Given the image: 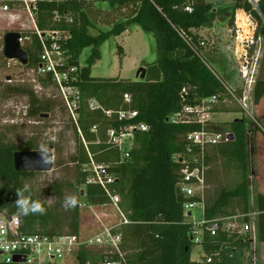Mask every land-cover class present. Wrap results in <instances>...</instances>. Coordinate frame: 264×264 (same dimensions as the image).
<instances>
[{
	"label": "trees",
	"instance_id": "16d2710c",
	"mask_svg": "<svg viewBox=\"0 0 264 264\" xmlns=\"http://www.w3.org/2000/svg\"><path fill=\"white\" fill-rule=\"evenodd\" d=\"M92 3L108 16L119 14V19L113 21L111 28L101 30L97 35L91 34L88 29L93 24ZM225 8H214L213 2L209 0H52L41 3L39 26L42 28L47 26L55 9L71 10L75 14L72 25L74 40L69 45L73 55L69 63L80 67L79 79L75 82L80 96L76 120L69 116L76 141V150L70 156V161L77 167L72 187L81 195V187L84 186L83 193L91 205L78 203L71 209L65 222L60 219L57 210L44 206L46 213L43 215L19 217L25 232L76 233L81 239H87L102 230L97 215L106 225L121 221L120 214L109 202L104 189L100 185L87 183L88 172L83 167L90 162L91 155L96 162L108 165V170L117 176L114 187L121 197V210L129 220V223H122L116 229L122 236L120 248L125 258L122 264H246V260H251L252 237L249 235L242 239L225 232L216 235L205 232L201 242L202 258H191L192 247L196 243L192 238L193 223L184 214L187 199L177 189L180 163L173 155L183 151L184 135L199 129L200 125L173 124L168 120L169 115L180 110L182 105L196 104L212 95H218L222 100L224 95L229 94L223 79L203 57L201 49L205 47L201 42L204 38L198 32L201 28L211 26ZM237 8L252 13L258 22L257 35L260 32L264 34L262 16L248 0H233L232 14ZM261 9L264 11V0ZM131 25L152 32L157 40L159 56L144 65L145 77L93 76L92 67L101 58L102 43L111 35L122 34ZM37 41L36 37L31 46L24 47L28 53V63L23 65L26 69L36 68L39 63ZM86 47L91 49L83 64L79 57ZM120 51H123L122 47ZM0 59L7 60L3 56ZM10 79L6 83L0 81V98L26 96L30 117H46L56 105H63L57 96L39 95L29 82L13 83ZM44 86L49 87L47 84ZM183 89H186V93L182 92ZM126 93L131 95V102L125 100ZM92 99L103 108L115 111L131 106L138 110V116L132 121L148 124L147 131L137 133L136 146L127 159L121 161L119 149L108 142L107 136L108 128L119 130L124 122L117 116L107 118L102 109H90L89 102ZM253 100L258 106L264 100V74L258 75L256 79ZM62 109L68 111L65 106ZM261 111L255 113V123L246 115L232 121H211V130L233 133L234 138L210 146L207 160L210 164L220 162L223 171L229 173L226 175L234 178V183H223L214 191L207 190L205 205L207 219L256 211V240L264 242V191L259 189L253 198L248 149L250 132L254 134L256 144L257 140L260 143L261 148L257 145L258 149L264 148V107ZM94 126L97 127L96 131H93ZM41 141L39 137L32 136L25 143L16 144L0 132V211L16 214V189L23 187L25 179L36 173L16 170L14 153L18 150H37ZM63 187L62 183H57L53 184L52 189L61 195ZM31 195L35 199L33 190ZM85 211L94 221L87 234H83L82 212ZM110 211L117 215V219H112ZM204 254L212 255V261L207 262ZM106 256L121 259L117 253H104V249L94 252L82 248L71 261L43 264H97Z\"/></svg>",
	"mask_w": 264,
	"mask_h": 264
},
{
	"label": "built area",
	"instance_id": "2783aa9c",
	"mask_svg": "<svg viewBox=\"0 0 264 264\" xmlns=\"http://www.w3.org/2000/svg\"><path fill=\"white\" fill-rule=\"evenodd\" d=\"M81 1L90 2L92 0ZM248 1L252 8L262 15L261 3L263 0ZM43 2H52V0H0V56L6 58L4 47L5 36L8 32H19L20 44L23 49L26 46H31L34 38L37 37L40 49L39 63L36 68L26 69L34 74L28 82L33 84L36 91V87L46 89L45 84L55 88L63 105L76 120L80 91L75 82L79 79L80 67L69 63L73 55L69 45L74 40L72 25L75 21V14L71 10L55 9L48 19L47 26L42 28L39 26V19ZM187 8L191 10L190 7ZM262 19L264 30V16ZM235 24V47L233 50L231 48V51L242 62L240 78L243 96H235L234 89L232 90L228 85L226 87L236 97L241 108L247 114H251L250 108L254 103L253 91L257 79V63L264 44V34L260 32L257 35L258 22L252 13L244 8L236 9ZM205 43V39L202 40L201 44L205 45ZM182 92L186 93V89H183ZM124 98L127 102H131V95L128 93L124 94ZM219 100L218 95H212L196 104L182 105L180 110L171 113L168 117L170 123L173 124L197 123L200 125L199 129L184 135L183 151L173 155L174 159L180 163L177 170V189L187 199L184 203V214L190 219H195V222H191L193 223L192 238L196 243L203 241L205 232L210 235L225 232L242 239H246L250 235L253 240L257 232L256 211L219 215L212 219L206 217L205 198L209 187L207 151L212 145L230 140V132L210 129L212 115ZM89 105L92 110L102 109L107 118L117 116L120 121L124 122L119 130L114 127L108 128V142L119 149L121 161L131 156L132 149L136 146L137 133L149 129L145 122L132 121L138 116V110L131 106L128 109L117 111L105 109L95 99H92ZM96 130L97 127L94 126L93 131ZM90 157V162L83 167L88 172L87 183L100 185L104 189L109 202L120 214L121 221L113 225H106L97 215L103 223L102 230L87 239H81L76 233L25 232L19 217L0 211V263L15 262L17 257L25 259L27 263L35 264L67 262L73 260L82 248L104 249V253L111 255L117 253L121 256L119 260L106 256L100 264H122L125 262L120 248L122 236L116 229L122 223H129V220L121 210V197L114 187L117 176L108 170V165L98 163L91 155ZM195 208L200 209L198 221L192 215ZM189 211H191L190 215H188ZM204 256L207 262L213 259L212 255L204 254Z\"/></svg>",
	"mask_w": 264,
	"mask_h": 264
},
{
	"label": "rangeland",
	"instance_id": "374dc122",
	"mask_svg": "<svg viewBox=\"0 0 264 264\" xmlns=\"http://www.w3.org/2000/svg\"><path fill=\"white\" fill-rule=\"evenodd\" d=\"M212 2L221 4L226 8L220 17L216 18L214 23L209 26L210 28L203 31L206 43L203 45L205 48L201 49V53L209 66L212 67L223 79L225 86L228 85L232 90L234 89L233 92L235 96H243V86L240 78L242 62L233 54V51H231V48L233 50L235 47L236 28V10L234 14H232L231 9L233 0H212ZM105 4L106 3H103V5ZM91 5H93L91 16L93 24L88 26L91 34L97 35L101 30L111 28L113 21L119 19V14L113 13L108 16L104 11L97 10L94 6L96 5L95 3H92ZM262 15L264 16V11L262 12ZM222 46H225V48H222ZM120 47L123 48V51H120ZM90 49V47H86L80 54L79 60L81 63L84 64ZM100 49L101 58L98 59L92 67V75L96 77L121 76L124 78L136 79L139 78L137 77L138 69L147 63L155 61L159 56L155 35L137 25H131L128 30L120 35H111L107 37L102 43ZM263 59L264 44L257 63V77L260 74H264ZM33 76V72L26 70L20 62L0 59L1 82L6 83L9 81L10 77L12 78L13 83L22 81L28 82ZM36 88L39 95L57 96L59 101L62 102L61 97L55 88ZM228 93L229 94L224 95V98L219 100L216 104L219 112H225L218 114V116L217 114H214L213 116L215 119L217 116V121H232L246 115L252 123H255L254 115L257 110L261 111L264 107V100L261 101L259 106L252 103L250 108L251 114H247L237 102L236 97H234L229 91ZM27 104L28 98L26 96L18 95L11 98H0V132L5 133L7 139L16 144H23L29 137L35 136L47 141L49 147L53 146V169L49 171H36L35 174L30 175L25 179L24 184H30L34 198L41 200L45 207L57 210L60 219L65 222L71 214V209L65 210L63 207L64 198L66 196H76L81 205L91 204L85 192L83 193L84 186L81 187V195H78L72 187L76 180L77 167L70 161V156L76 150L75 132L69 117L71 115L69 111L62 109L65 105H56V107L50 112L51 114H48L46 117H30L27 113ZM262 114L264 116V113ZM253 135V133H250V138L248 140L250 168L252 170V194L257 191V185H264V148L263 150L258 149L257 145L260 147V143L257 140L256 144ZM262 139L264 141V137ZM262 151L263 154L261 155ZM212 182L215 183L216 188L218 187L217 184L220 186L223 185L222 183H225L226 185L233 184L234 178L228 176L219 182L216 180V175H213ZM57 183H62L64 185L61 195L56 194L52 189L53 184L56 185ZM212 189H214V186H210L208 190L211 191ZM111 213L112 219H117V215L113 214V211H110V214ZM87 215V211L82 212V220L84 222L83 234H87L88 228L94 223L93 219ZM192 215L198 221L200 217V209H193ZM187 220L195 222L194 218L190 219L187 217ZM108 221L110 222L111 220ZM101 225H103L102 222ZM254 247L255 252L252 253L250 257L251 260L248 259L245 263L264 264V243L256 240L252 245V248ZM92 251L96 252L97 249H92ZM202 256L203 250L201 243H195L192 247L191 258L199 260ZM97 264L100 263L98 262Z\"/></svg>",
	"mask_w": 264,
	"mask_h": 264
},
{
	"label": "water",
	"instance_id": "95a60500",
	"mask_svg": "<svg viewBox=\"0 0 264 264\" xmlns=\"http://www.w3.org/2000/svg\"><path fill=\"white\" fill-rule=\"evenodd\" d=\"M5 57L8 59H13L21 64L28 63V53L25 49L21 47L20 44V34L16 31H10L5 36V47H4ZM146 75V68L142 66L137 71V77L144 78ZM230 140L234 138V134L230 133ZM51 149L52 155L54 157V153L52 150V146L49 147ZM38 153L37 150H18L14 153L13 160L14 166L16 170H25V171H49L53 169V163L48 168H42L38 163ZM26 159L29 163H25ZM191 214V211L188 212V215ZM15 262H25V259L20 257L15 258Z\"/></svg>",
	"mask_w": 264,
	"mask_h": 264
},
{
	"label": "clouds",
	"instance_id": "9594fccd",
	"mask_svg": "<svg viewBox=\"0 0 264 264\" xmlns=\"http://www.w3.org/2000/svg\"><path fill=\"white\" fill-rule=\"evenodd\" d=\"M38 163L42 168H48L52 165L54 157L47 141L42 140L37 146ZM25 163H29L26 159ZM31 185L25 183L23 187L16 189V199L14 205L17 209L16 217H27L29 215L46 213V208L39 199H33L31 195ZM79 201L76 196L69 195L64 198L63 207L65 210H70L78 205Z\"/></svg>",
	"mask_w": 264,
	"mask_h": 264
},
{
	"label": "crops",
	"instance_id": "0c3cea01",
	"mask_svg": "<svg viewBox=\"0 0 264 264\" xmlns=\"http://www.w3.org/2000/svg\"><path fill=\"white\" fill-rule=\"evenodd\" d=\"M209 1H212V0H209ZM215 2H213V4H214ZM219 6H222L221 4H214V8H218ZM208 28H210V27H204V28H201L198 32L201 34V35H203V31L204 30H206V29H208ZM203 38H204V36H203ZM222 48H225V46H222ZM224 50V49H223ZM223 112H225V111H221V112H219V110H217V108L215 109V112L213 113V115L214 114H217V116H218V114H220V113H223ZM212 115V121H215V122H217V120H218V117L216 116V119H215V117ZM251 133V132H250ZM208 164H209V169H208V173H207V182H208V186L210 187V186H214V189H213V191L215 190V183H213L212 182V179H213V175H216V180L217 181H221V180H223L225 177H228L227 175L229 174H227V172H224L223 171V168H222V166L220 165V162L218 163V164H210L209 162H208ZM227 174V175H226ZM258 180V179H257ZM261 180H263V179H261ZM221 184V183H220ZM223 184V183H222ZM225 184V183H224ZM217 186H219V184H217ZM258 187H257V191L259 190V189H262V191H264V185H257ZM209 187H208V189H209ZM207 189V190H208ZM257 191L254 193V194H252V196H253V198H255V195H256V193H257ZM253 240V239H252ZM256 241V237H255V239L252 241V245H253V243ZM261 243H264V242H261ZM203 250V249H202ZM255 252V247L253 248V253Z\"/></svg>",
	"mask_w": 264,
	"mask_h": 264
}]
</instances>
